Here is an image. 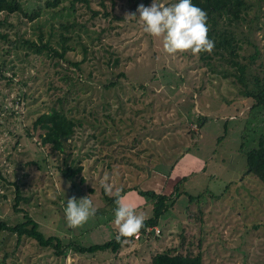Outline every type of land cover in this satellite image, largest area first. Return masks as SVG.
Wrapping results in <instances>:
<instances>
[{"label":"rangeland","instance_id":"rangeland-1","mask_svg":"<svg viewBox=\"0 0 264 264\" xmlns=\"http://www.w3.org/2000/svg\"><path fill=\"white\" fill-rule=\"evenodd\" d=\"M15 1L28 16L40 11L32 21L18 13L0 15L5 21L0 33L7 35V42L0 39V219L9 224L22 220L12 208L16 186L26 199L19 208L45 236H74L86 247L103 244L118 231L113 223L116 204L104 199V185L113 189L108 198L118 191L143 199L135 209L148 218L150 200L136 189L172 192L173 186L166 192L161 187L188 150L202 170L185 175L179 192L201 197L192 203L184 194L176 198L158 222L159 237L133 239L116 256L56 257L27 238L16 246L14 235L1 232L0 264H150L153 255L182 242L194 254L202 253L203 264H264V186L245 175L244 153L255 147L264 124L255 118L249 126L251 102L241 96L244 89L232 71L212 70L191 54H166L162 40L144 33L138 19V7H149L153 0H59L54 8L45 6L53 0ZM249 2L253 7L236 36L240 57L251 54L253 45L259 50L250 72L257 75L260 65L264 70V29L256 27L264 24V14L254 19L256 0ZM129 14L137 18H125ZM67 20L77 26L65 33L72 50L64 58L80 63L79 71L23 43L48 42L60 52L59 25ZM110 81L115 87L105 88ZM21 91L25 103L16 107ZM51 108L81 124L64 141L62 152L41 148L38 135L43 130L26 137V129ZM78 167L81 171L70 179L60 173ZM160 179L165 183L157 184ZM170 180L174 185V176ZM73 196L89 197L96 208L95 216L76 229L65 218Z\"/></svg>","mask_w":264,"mask_h":264},{"label":"trees","instance_id":"trees-1","mask_svg":"<svg viewBox=\"0 0 264 264\" xmlns=\"http://www.w3.org/2000/svg\"><path fill=\"white\" fill-rule=\"evenodd\" d=\"M85 4H88L86 0H77ZM250 0H192V3L203 9L207 13V26L209 27L208 38L215 42V48L211 54L201 53L199 61L209 66L212 70L216 68H227L231 70L230 73L234 76L239 84L244 89L241 92V96L247 100H250L251 107L248 111L250 117L249 126H254V119L259 120V124H264V70L262 65L258 67L259 72L257 75H251V71H255L253 67L255 62L259 58V50L253 45V52L247 56L240 57L239 50L241 49L240 41L236 36V30L246 23L248 11L253 6L249 2ZM264 0H256V12L257 15L254 19L259 20V14H264V10L260 9ZM178 2V1H177ZM59 4V0L47 1L45 6L47 8H54ZM103 8L104 5L102 4ZM40 9L36 10L33 14L27 15L23 12L22 6L15 0H0V15L1 14H21L29 21L38 17ZM98 12H93V16H98ZM111 13H105L104 16H109ZM115 20H121V17L114 16ZM5 24V21L0 20V27ZM77 24L74 21H64L59 25V29L63 30L59 35V43L61 51L54 49L48 42L44 44H37V42L24 40L23 43L36 54H40L42 51H47L49 55L56 58L58 61H66L64 56L69 50H72L68 44L71 37L66 35L69 31L76 27ZM257 30L264 29V24L261 27H256ZM251 31V30H250ZM242 34V32L240 33ZM41 35L38 36V40L41 42ZM247 38V36H244ZM0 39L7 42V35L0 33ZM249 44V43H248ZM67 62V61H66ZM67 65L76 71H79L80 63L67 62ZM257 70V68H256ZM222 74V73H220ZM229 74V73H227ZM222 74L224 78L229 75ZM123 76V75H121ZM248 76H250L248 78ZM5 78V77H4ZM142 88L143 86L140 85ZM109 89L115 87V83L110 81L109 84L104 86ZM17 95L23 102L25 94L21 91ZM61 100H58L60 103ZM14 114V111H12ZM237 114V113H236ZM80 122L75 119L67 117L61 110L51 108L50 111L39 115L32 123L31 127L26 129V137L32 139L33 133L38 130H43V133L38 135L40 143L43 147H48L50 152H62L63 144L66 139L71 138L74 133L75 127L80 126ZM252 129V127H251ZM245 133H242V139H244ZM255 147L250 150H246L245 162L246 171L245 175L255 177L264 186V131L254 140ZM48 149V150H49ZM35 164V163H33ZM42 168L41 166H38ZM59 170V169H58ZM81 171V168L61 170L60 173L67 178H72ZM70 173V174H69ZM186 181V177H182L173 186L172 192L168 193H154L150 190H142L137 188V193L141 197L150 200L151 215L145 219V226L141 230L140 235L145 233L147 228H157L159 220L167 214V212L173 208L176 203V198H179L184 194L188 198V202L192 203L197 197L190 196L183 192H179V187ZM177 195V197H176ZM219 198V196H212ZM104 199L108 201H115L114 197L108 198L104 194ZM26 199L21 196L18 187L15 186V197L13 198L12 208L15 213L22 214V220H18L15 223L9 224L6 221L0 219V233L6 232L16 237V246L20 244L22 239L27 238L36 242L37 246L43 249L53 250V254L56 257L65 258L69 253L78 255H94L98 252H109L116 256L124 245L117 242L118 231L116 230L113 237L103 244L83 246L76 237H70L69 239H61L58 236H45L40 230L39 225L19 206L22 201ZM151 233L149 238L151 237ZM154 237V236H153ZM141 239H143L141 237ZM133 241V240H132ZM185 242H182L176 248H169L160 253H157L151 257L150 264H203L202 253L198 252L194 254L189 247L184 246ZM126 245V244H125Z\"/></svg>","mask_w":264,"mask_h":264},{"label":"clouds","instance_id":"clouds-1","mask_svg":"<svg viewBox=\"0 0 264 264\" xmlns=\"http://www.w3.org/2000/svg\"><path fill=\"white\" fill-rule=\"evenodd\" d=\"M137 11L143 32L162 40L163 51L169 56L182 54L199 56L201 53L213 52L215 42L208 38L207 13L195 6L192 0H178L174 4L165 3L164 0H160L159 3L153 0L151 6L145 7L141 4ZM125 18L137 17L135 14H129ZM68 186L71 187V184ZM104 188L106 194H113L110 184H105ZM115 195L113 223L118 229L117 242L125 245L139 237L145 226L146 217L137 214L135 207L126 203L125 197L118 191ZM95 214L96 208L89 197L77 200L73 196L67 200L65 218L70 228L83 227Z\"/></svg>","mask_w":264,"mask_h":264},{"label":"crops","instance_id":"crops-1","mask_svg":"<svg viewBox=\"0 0 264 264\" xmlns=\"http://www.w3.org/2000/svg\"><path fill=\"white\" fill-rule=\"evenodd\" d=\"M188 149H189V147H188ZM201 167H202L201 161L197 160L194 157H192L191 155H189V150L185 151L179 155V157L176 161V164L170 170L168 178H167V182L166 183H165V181L161 182V179H160L157 181V184L162 185L165 183L164 187H161L165 191L166 187H168V189H170L172 186H174L176 184V182H178L180 179H182V177H184L185 175H190V174L194 175L195 173H199L202 170ZM173 176L175 178V184L174 185L172 184V182L170 180V179H172ZM151 189L152 190L154 189L153 186ZM153 192L158 193V190L155 189V190H153ZM129 193H127L128 195L126 194L128 197L127 199H125L126 203L131 204L134 207L144 204L143 199H141V198L135 199V198H133V194H131V193L129 194ZM126 195L124 197H126ZM138 200L140 201V203H138Z\"/></svg>","mask_w":264,"mask_h":264},{"label":"built area","instance_id":"built-area-1","mask_svg":"<svg viewBox=\"0 0 264 264\" xmlns=\"http://www.w3.org/2000/svg\"><path fill=\"white\" fill-rule=\"evenodd\" d=\"M16 103H17V104H16V107H18L19 105H23V106H24V104H23V102H22V100H21L20 98H17V99H16ZM150 233H151L154 237H159V235H160V231H159L158 228H153V229H151V228H147V229L145 230V233H144L143 235H139V237L136 238L135 240L138 241L141 237L144 238V239H148L149 236H150Z\"/></svg>","mask_w":264,"mask_h":264}]
</instances>
